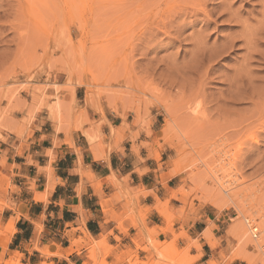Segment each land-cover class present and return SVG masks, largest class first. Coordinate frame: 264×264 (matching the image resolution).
I'll return each instance as SVG.
<instances>
[{
    "label": "rangeland",
    "instance_id": "rangeland-1",
    "mask_svg": "<svg viewBox=\"0 0 264 264\" xmlns=\"http://www.w3.org/2000/svg\"><path fill=\"white\" fill-rule=\"evenodd\" d=\"M262 30L264 0H0V213L15 208L19 193L10 157L21 161L22 148L39 134L68 138L78 128H100L107 117L122 125L118 145L130 127V141H142L163 163L159 170L169 176L178 169L175 203L208 206L216 218L206 228L215 249L202 235L183 249L147 241L149 260L196 264L205 245L216 250L215 264H264ZM167 123L173 130L166 134ZM220 148L243 154L222 163ZM228 162L234 167H225L231 173L221 192L217 168ZM239 226L250 240L263 239L261 251L241 248ZM243 252L248 261L237 257ZM121 261L148 264L129 253Z\"/></svg>",
    "mask_w": 264,
    "mask_h": 264
},
{
    "label": "crops",
    "instance_id": "crops-1",
    "mask_svg": "<svg viewBox=\"0 0 264 264\" xmlns=\"http://www.w3.org/2000/svg\"><path fill=\"white\" fill-rule=\"evenodd\" d=\"M105 121L100 128H84L95 137L94 148L102 158H95L93 144L80 131L68 138L39 134L22 148L21 161L9 158L17 169L12 180L19 193L15 208L0 213V228H14L0 236V262L127 264L121 260L129 253L143 263L158 264L142 253L147 241L155 249L170 242L183 249L216 219L208 206L175 203L170 193L177 189L173 183L178 177L159 170L163 163L139 147L142 141H130V127L118 145L114 133L120 132L121 123ZM162 206L159 213L156 209ZM86 235L95 244L104 242L107 253L84 246ZM79 240L80 247L72 245ZM213 253L203 245L196 264H206Z\"/></svg>",
    "mask_w": 264,
    "mask_h": 264
},
{
    "label": "bare ground",
    "instance_id": "bare-ground-1",
    "mask_svg": "<svg viewBox=\"0 0 264 264\" xmlns=\"http://www.w3.org/2000/svg\"><path fill=\"white\" fill-rule=\"evenodd\" d=\"M257 31V30H256ZM259 31V30H258ZM261 31V30H260ZM259 31V32H260ZM262 31H264V30H262ZM257 33V32H256ZM262 33V32H261ZM257 36V35H256ZM251 37V36H250ZM247 40V39H246ZM245 40V41H246ZM251 40V39H250ZM249 40V41H250ZM249 41L247 40V42H245V43H249ZM252 42H253V40L251 41V44H252ZM254 43V42H253ZM246 44V45H247ZM250 43H249V46H252ZM244 46H245V44H244ZM246 47V46H245ZM248 48H250V47H248ZM253 48V47H252ZM255 48H256V46H255ZM246 50H247V48H246ZM254 49H251V51H253ZM248 51V50H247ZM249 51H250V49H249ZM254 52V51H253ZM252 52V53H253ZM252 53H251V55H252ZM255 53V52H254ZM256 53H258V52H256ZM248 54V53H247ZM249 54H250V52H249ZM259 54V53H258ZM255 56V55H254ZM248 59H250L251 60V57H249L248 56ZM253 60H255V59H253ZM258 62V61H257ZM260 62V61H259ZM264 63V62H263ZM243 70V69H242ZM246 71V70H245ZM242 74H243V71L241 72ZM239 74V73H238ZM248 74V73H247ZM239 78V77H238ZM247 78V77H246ZM236 79V78H235ZM242 79V78H241ZM250 79V78H249ZM237 80V79H236ZM240 80V79H239ZM243 80V79H242ZM235 81V80H234ZM248 81V80H247ZM250 82H252L251 80H249ZM238 83V82H237ZM249 83V82H248ZM234 84V83H233ZM236 84V83H235ZM237 85V84H236ZM239 87H240V85H238ZM245 86V85H244ZM251 86V85H250ZM249 86V87H250ZM236 87V86H235ZM252 88V87H251ZM243 89V88H242ZM255 89V88H254ZM235 90V89H234ZM240 90V89H239ZM246 90V89H245ZM249 90V89H248ZM236 91H238V90H236ZM243 91V90H242ZM241 91V92H242ZM262 91V90H261ZM235 92V91H234ZM244 92V91H243ZM255 92H256V90H255ZM237 94H239L238 92H236ZM230 94V93H229ZM243 94V93H242ZM231 95V94H230ZM262 95V94H261ZM233 96V95H232ZM237 96V95H236ZM240 96V95H239ZM244 96V95H243ZM254 96V95H253ZM229 97V96H228ZM242 98V97H241ZM244 98V97H243ZM235 99V98H234ZM237 99V98H236ZM235 99V100H236ZM235 100H233V101H235ZM240 100V99H239ZM247 100V99H246ZM225 101V100H224ZM228 101V100H227ZM230 101H232V99L230 100ZM248 101H250V100H248ZM254 101V100H253ZM252 101V103H254ZM239 102V101H238ZM241 102H242V99H241ZM264 106V105H263ZM262 106V107H263ZM165 108V107H164ZM165 110V109H164ZM263 110V109H262ZM167 111V110H166ZM263 112V111H262ZM262 112H259V113H261L262 114ZM171 113V112H170ZM55 114H53V113H51V116H52V119L54 120V121H56V115L54 116ZM172 115V114H171ZM170 116V115H169ZM259 121V120H258ZM171 123V122H170ZM176 124V123H175ZM174 126V125H173ZM176 126V125H175ZM263 127V126H262ZM173 127H171L170 125H169V123H167L166 124V126H165V130H164V133H170L173 129H172ZM259 128V127H258ZM259 130H260V128H259ZM77 131H80V134L82 133L85 137H86V139L88 140V142L90 143V144H93L94 143V141H95V137H93V135L92 134H90V133H88V132H86V131H84V129H82V128H78L77 129ZM165 134V135H166ZM187 138V137H186ZM254 139V138H253ZM187 140H189V139H187ZM252 140V139H251ZM252 141H256V138H255V140H252ZM243 144V143H242ZM242 144H241V146H242ZM95 145H97V144H95ZM94 144H93V149H94V151L92 150V152H95V154H96V156H95V158L96 157H100V158H102L101 156H99L98 154V152L96 153V150H97V148L95 149L94 148V146H95ZM90 146V147H91ZM226 146V145H225ZM244 146H246V144H244ZM243 146V147H244ZM96 147V146H95ZM223 147V146H222ZM240 147V146H239ZM242 147V148H243ZM92 149V148H91ZM225 148H223V149H221L220 148V150H218V152H217V157H218V160H220V162H224L225 160H227V159H229V160H232V158H234L235 159V157H237V155H239V154H241L242 153V149L241 148H239V151L238 152H236L237 154H236V156L235 155H233L232 153H230L231 152V150H229L228 148H227V150L225 149ZM240 149H241V151H240ZM237 151V150H236ZM241 152V153H240ZM243 154V153H242ZM246 154V153H245ZM49 156V155H48ZM238 158H239V156H238ZM233 159V160H234ZM99 160V159H98ZM222 163H220V166L217 168V172H218V175L216 176L217 178H216V180H217V182H215L216 183V185L217 186H219V188H220V186L221 187H223L224 185L223 184H225V182L223 181L224 180V177H225V174H227L228 173V171H226L227 169V167L229 168V171H230V167L232 166V167H234L231 163H224V164H222ZM230 167H229V166ZM227 166V167H226ZM226 167V168H225ZM226 169V170H225ZM214 171V170H213ZM217 172H216V174H217ZM226 172V173H225ZM179 172H178V169H176V171H172V173L169 175V177L170 178H172V177H175L177 174H178ZM231 172H229L227 175V177H230V174ZM215 174V175H216ZM232 175V174H231ZM232 178V177H231ZM225 179H226V177H225ZM229 180H230V178H229ZM232 180V179H231ZM226 181V180H225ZM226 182H228V180L226 181ZM227 185V184H226ZM229 185H230V183H229ZM225 187V186H224ZM227 188V187H226ZM221 189V188H220ZM219 190V189H218ZM221 192H222V189L220 190ZM224 193L226 192V189H225V191H223ZM219 193V192H218ZM173 196V194H172V192L170 193V198ZM215 197H217L216 196V194L214 195ZM213 200V199H212ZM211 200V201H212ZM210 201V202H211ZM214 202H211L212 204H214V206H216L215 205V201L216 200H213ZM263 201V200H262ZM228 202H230V201H228ZM240 202V201H239ZM264 202V201H263ZM232 203V202H231ZM233 205V204H232ZM234 206V205H233ZM162 209H163V207H161V208H158V209H156L159 213L162 211ZM162 214V213H161ZM167 217V216H166ZM262 218H264V217H262ZM168 219H170L169 217H167V220L166 221H168ZM247 222V221H246ZM261 223V222H260ZM247 224H248V222H247ZM132 226H135V225H137V223H132L131 224ZM240 225V224H239ZM241 226V225H240ZM238 227L237 228V233H236V236H238V241H240V245H241V248L242 249H246L247 247H252V248H254V249H256V250H260L261 251V249H262V247H263V245L261 244L262 243V241H261V237H260V240H258V238H257V235H255V234H253V238H257V240H255V241H253V240H250V238H249V234L247 233V231L249 232V230H247L245 227L243 228V227ZM13 231H14V229H13ZM257 232V229L256 228H253V232ZM263 231H261V233H262ZM0 236H2V233L0 232ZM86 237H87V239H88V242H87V244H90L91 242H92V240H91V237L89 236V235H86ZM250 237H252V236H250ZM202 238L206 241V243H207V245L211 248V249H215L216 247H217V242H213V240H212V235H211V230L210 229H206V230H204L203 231V233H202ZM252 239V238H251ZM263 240V239H262ZM104 243V242H103ZM136 243V242H135ZM95 244V243H94ZM98 244L99 245H101V243H96L95 244V246L94 247H92V249H94V248H97L98 249ZM239 245V246H240ZM138 246V245H137ZM194 248H197V250H199L198 248L199 247H197V246H195ZM139 249V248H138ZM141 249V248H140ZM249 249V248H248ZM264 249V248H263ZM243 250V251H244ZM94 251H96V249L94 250ZM98 251V250H97ZM52 252V251H51ZM245 252V251H244ZM243 252V253H244ZM243 253H241V254H238V258L239 259H241V260H243V261H248V258L246 257V254H247V252H245L244 254ZM54 254L55 253H53V255L52 256H54ZM243 254V255H242ZM45 255V254H44ZM47 255V254H46ZM45 255V256H46ZM132 255V254H131ZM245 255V256H244ZM130 256V255H129ZM253 256H255V255H253ZM259 256V255H258ZM197 259H199V257L197 258ZM19 260V259H18ZM94 260V259H93ZM196 259H193V261H192V263L195 261ZM263 260V259H262ZM14 262L13 261H9V262H7L6 264H13ZM248 263V262H247ZM252 263V262H251ZM262 263H263V261H262ZM208 264H215L214 262H212V261H209V263Z\"/></svg>",
    "mask_w": 264,
    "mask_h": 264
},
{
    "label": "built area",
    "instance_id": "built-area-1",
    "mask_svg": "<svg viewBox=\"0 0 264 264\" xmlns=\"http://www.w3.org/2000/svg\"><path fill=\"white\" fill-rule=\"evenodd\" d=\"M255 232V231H254Z\"/></svg>",
    "mask_w": 264,
    "mask_h": 264
}]
</instances>
